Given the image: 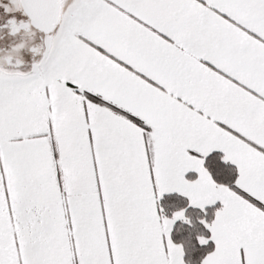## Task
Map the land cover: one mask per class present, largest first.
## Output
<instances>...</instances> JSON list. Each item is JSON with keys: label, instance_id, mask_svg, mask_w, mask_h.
I'll return each mask as SVG.
<instances>
[{"label": "snow or ice", "instance_id": "6c2138e0", "mask_svg": "<svg viewBox=\"0 0 264 264\" xmlns=\"http://www.w3.org/2000/svg\"><path fill=\"white\" fill-rule=\"evenodd\" d=\"M0 264H264V0H0Z\"/></svg>", "mask_w": 264, "mask_h": 264}]
</instances>
